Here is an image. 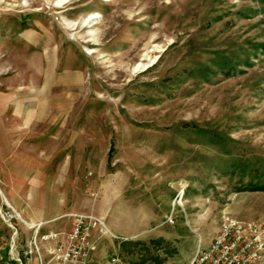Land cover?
<instances>
[{"label": "rangeland", "instance_id": "1", "mask_svg": "<svg viewBox=\"0 0 264 264\" xmlns=\"http://www.w3.org/2000/svg\"><path fill=\"white\" fill-rule=\"evenodd\" d=\"M263 42L264 0H0V209L61 237L99 215L86 264H181L224 214L264 221Z\"/></svg>", "mask_w": 264, "mask_h": 264}, {"label": "built area", "instance_id": "2", "mask_svg": "<svg viewBox=\"0 0 264 264\" xmlns=\"http://www.w3.org/2000/svg\"><path fill=\"white\" fill-rule=\"evenodd\" d=\"M0 215L9 229L7 244L0 234V264H25L35 253L42 264L41 246L54 264L68 261L86 264L97 247V237L90 238L91 229L98 228L99 235L108 227L99 215L90 212L74 213L71 229L64 237L53 230L40 231L41 222L25 220L11 204ZM18 221L32 228L26 244L17 248ZM118 257L113 256L112 261ZM181 264H264V221L243 220L224 214L218 232L206 247L198 244L192 255Z\"/></svg>", "mask_w": 264, "mask_h": 264}, {"label": "crops", "instance_id": "3", "mask_svg": "<svg viewBox=\"0 0 264 264\" xmlns=\"http://www.w3.org/2000/svg\"><path fill=\"white\" fill-rule=\"evenodd\" d=\"M18 211L21 212V210H18ZM29 214L30 215L27 216V217L24 216V218L26 220H29V221H32V222H39L40 221L41 222V224L39 226V229L40 230H50V228L48 226L49 225L48 223H49V219L52 218V216L46 215L45 213H39L38 214V213H35V212H29ZM19 223H20V226L22 228L24 227L26 229H31V227L27 226L23 222L18 221V224ZM19 233H20V231H19ZM0 234L2 235L4 245L7 244L8 236L6 238L5 236H3V233H0ZM59 237L62 238L63 236L62 237L59 236ZM19 240L22 241L21 242V247H23L26 244V238L24 236L19 235ZM97 253H98V250L95 249L94 252H93V254H92V256H91V258H90V261L93 260V257ZM190 256H191V254H190ZM190 256H188L187 258H189ZM41 257H42V264H50V262L48 261L49 260V255L46 253V251H45V249H44L43 246H41ZM95 261H97V260H95ZM25 264H39V258H38V256L35 253L31 254V257L25 262ZM51 264H54V263L51 262Z\"/></svg>", "mask_w": 264, "mask_h": 264}, {"label": "trees", "instance_id": "4", "mask_svg": "<svg viewBox=\"0 0 264 264\" xmlns=\"http://www.w3.org/2000/svg\"><path fill=\"white\" fill-rule=\"evenodd\" d=\"M262 47H263V49H264V42L262 43ZM264 188V185H257V186H255V187H253V188H251V189H263Z\"/></svg>", "mask_w": 264, "mask_h": 264}, {"label": "bare ground", "instance_id": "5", "mask_svg": "<svg viewBox=\"0 0 264 264\" xmlns=\"http://www.w3.org/2000/svg\"><path fill=\"white\" fill-rule=\"evenodd\" d=\"M94 15H91V17H93Z\"/></svg>", "mask_w": 264, "mask_h": 264}]
</instances>
